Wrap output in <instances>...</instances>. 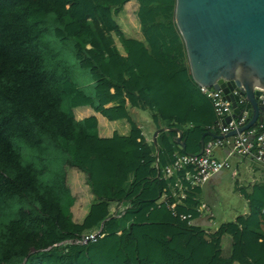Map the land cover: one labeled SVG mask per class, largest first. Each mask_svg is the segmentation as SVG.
<instances>
[{
  "label": "trees",
  "instance_id": "obj_1",
  "mask_svg": "<svg viewBox=\"0 0 264 264\" xmlns=\"http://www.w3.org/2000/svg\"><path fill=\"white\" fill-rule=\"evenodd\" d=\"M130 1L0 0V264H264V187L246 196L248 215L214 235L178 218L196 216L199 189L176 217L161 202L175 181L163 168L186 154L175 132L146 144L128 106L149 110L157 129H178L187 155L206 133L218 136L216 117L191 78L175 0H134L141 39L118 26ZM84 74L93 95L79 84ZM80 110L91 113L78 119ZM97 115L127 131L100 135ZM56 153L93 197L78 223ZM100 227L94 243L54 247Z\"/></svg>",
  "mask_w": 264,
  "mask_h": 264
},
{
  "label": "water",
  "instance_id": "obj_2",
  "mask_svg": "<svg viewBox=\"0 0 264 264\" xmlns=\"http://www.w3.org/2000/svg\"><path fill=\"white\" fill-rule=\"evenodd\" d=\"M174 21L193 82L221 90L234 116L240 114L239 97L245 99L249 121L238 133L264 124V0H175ZM162 132H175L176 143L187 154L178 129H157L152 137L155 146ZM234 135V131L225 136L206 133L198 155L206 136Z\"/></svg>",
  "mask_w": 264,
  "mask_h": 264
},
{
  "label": "built area",
  "instance_id": "obj_3",
  "mask_svg": "<svg viewBox=\"0 0 264 264\" xmlns=\"http://www.w3.org/2000/svg\"><path fill=\"white\" fill-rule=\"evenodd\" d=\"M196 84V83H195ZM199 92L210 101L214 114L215 122L209 127V131L217 133L218 136H225L230 132H236V135L223 139H213L206 142L203 146L201 155H180L175 156L173 161L165 166L162 175L165 180L175 178V181L168 185L167 190L161 198V202L166 203L172 216L176 217V203L168 204L173 198L185 199L188 192L193 191L206 184L214 175L221 173L230 168L229 158L241 157L252 159L264 166V124H256L249 129L238 133L249 121L247 113L244 111L245 99L239 97L237 103L240 108V114L234 116L231 103L225 99L221 90L203 87L196 84ZM234 95H238L233 92ZM226 119H229L226 122ZM219 149H227V158L217 160L214 153ZM202 205L198 210H206ZM180 221L192 223L191 216L178 215ZM102 227L94 234L83 236L79 239L66 241L60 245H87L94 243L98 238H102Z\"/></svg>",
  "mask_w": 264,
  "mask_h": 264
},
{
  "label": "crops",
  "instance_id": "obj_4",
  "mask_svg": "<svg viewBox=\"0 0 264 264\" xmlns=\"http://www.w3.org/2000/svg\"><path fill=\"white\" fill-rule=\"evenodd\" d=\"M131 3H134L136 4V6H138V4L134 2V0L130 1L128 4H131ZM125 9H126V6L124 7V10ZM136 39H141L140 30H139V37ZM140 83L141 82L138 79L133 78L131 84L135 89H141L142 85ZM143 111H147V110H141L140 108L132 104L128 106V114H129L130 119L137 126V128L141 131V135L145 143L148 145H151L153 144L152 137H153L154 132L157 130V127L153 123L152 119H151V122L153 123L152 125H150L145 120L146 115L142 114ZM79 113L86 114L85 117H87L90 115L91 112L89 110H80ZM96 117L99 122V134L102 136L110 135L114 133L115 131L118 132V130L121 133H125L127 131V127H128L127 124L110 123L98 115ZM151 118H152V113H151ZM156 144H157V138H156ZM155 153L156 155L158 154L156 150H155ZM214 157L217 160L226 159L227 149L217 150L214 153ZM230 160L235 161V166L242 164L243 169L239 170V166L238 167L236 166L235 168L231 170V165H230L229 169L223 172L221 171V173L216 174L212 177V178L214 177L216 178L214 179L215 182L213 180H212L213 182L212 181L210 182V180L212 179L211 178L206 184H204L203 186L199 188H196V189H199V193L197 196H195L196 198L194 199L195 202L197 203L196 208H195L196 216L191 220L192 221L191 224H193L194 226L195 224H197L196 227L202 228L209 235H214L218 232V230L211 231V227H213L216 223L215 215L212 212V208L214 204L212 198L214 194L221 197L223 204L227 203L226 209H229V210L234 209V207H236L237 205V210L235 211V214H236L235 219H236L241 216H246L249 213V201L246 196L252 195L255 186L264 187V166L263 165L257 163L256 161L252 159L241 158V157L229 158L228 159L229 164H230ZM227 177H229L230 180L232 181H235L239 177L241 178L239 179V181L235 183L234 190H232V193L234 195H235L234 191L237 192L239 198L236 199L234 195L230 197L229 192H228V196L225 195L223 186H226V182L224 180ZM190 192H188L187 195H189ZM221 192H222V195H221ZM203 196L206 197V201H203L202 199ZM185 200L186 198L182 200L173 198V200L171 201L172 203L173 202L176 203L178 206V205H183ZM202 205L206 206L207 209L201 210L198 212V210L201 208ZM224 224L226 223H223L222 225Z\"/></svg>",
  "mask_w": 264,
  "mask_h": 264
},
{
  "label": "rangeland",
  "instance_id": "obj_5",
  "mask_svg": "<svg viewBox=\"0 0 264 264\" xmlns=\"http://www.w3.org/2000/svg\"><path fill=\"white\" fill-rule=\"evenodd\" d=\"M135 2V1H134ZM137 3V2H136ZM138 6L136 4L131 3L126 5V9L117 17V22L118 26L120 27V30L122 34L126 37L129 38H138L139 37V27L136 19V12H137ZM79 77V75H78ZM80 82L79 84L81 85V88L83 91H85L86 94L88 95H93V89L94 85L93 82H91V78L87 75L84 74L79 78ZM77 118L81 119L83 116L85 117L86 114L79 113V111L76 112ZM142 114H145V120L152 125L153 123L151 122V112L149 110L143 111ZM83 117V118H84ZM82 118V119H83ZM56 157H53V165L56 171H62L64 172V176L66 179V187L69 190L70 196L73 199V203L69 209V212L71 214L72 221L74 223H78L82 220V218L86 215L89 206L93 202V197L90 194L89 187L86 183L85 175L76 169L73 168H68L62 166L61 162V157L57 153L54 155ZM230 165H231V170L235 168L236 166H239V170L243 169L242 164L241 165H236L235 166V161L230 160ZM62 166V167H61ZM216 179L215 177L210 180V182L213 180L215 182ZM241 179L240 177L236 179L235 181L230 180L229 177H227L224 181L226 182V186L224 187V192L225 195L228 196H233L234 194L232 193V190H234L235 183ZM212 181V182H213ZM234 197L237 199L239 198L237 192H235ZM222 195V192H221ZM229 198V197H228ZM203 201H206V197H202ZM213 208L212 212L215 215L216 223L213 227H211V231L218 230L223 223H231L235 219V211L237 210V205L234 207V209H226L227 203H222L221 197L214 194L213 195ZM6 221L8 222L9 220L13 219V215L10 214L9 216L6 217ZM197 224H195L196 226ZM194 226V225H193ZM226 240L224 241L223 245V252L224 255L226 256L229 255L230 251V240L229 238H225Z\"/></svg>",
  "mask_w": 264,
  "mask_h": 264
}]
</instances>
